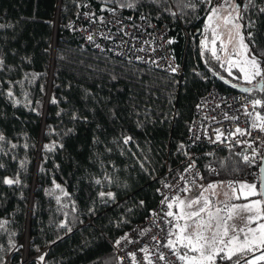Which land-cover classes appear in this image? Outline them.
Returning a JSON list of instances; mask_svg holds the SVG:
<instances>
[{
    "label": "trees",
    "instance_id": "trees-1",
    "mask_svg": "<svg viewBox=\"0 0 264 264\" xmlns=\"http://www.w3.org/2000/svg\"><path fill=\"white\" fill-rule=\"evenodd\" d=\"M82 2L0 0V133L5 137L0 221L6 222L0 228V264H22L24 254L26 264H116L114 240L157 204L159 177L185 158L199 94L212 83L235 89L221 76L244 83L214 58L201 56L207 5L197 2L181 14L178 0H95L133 2L136 7L128 9L165 23L172 53L183 64L178 78L81 45L69 23ZM247 2L240 5L241 33L252 47L251 31L264 49V14L244 10ZM255 2L264 7V0ZM168 7L175 18L164 11ZM251 95L264 98V92ZM125 136L132 137L127 144ZM241 153L240 148L215 152L210 163L220 171L208 174L204 166L203 180L249 178L254 165L244 163ZM4 178L20 183L9 186ZM100 192H111L114 199L101 198ZM61 222L71 231L60 228ZM40 252L42 263L35 259Z\"/></svg>",
    "mask_w": 264,
    "mask_h": 264
},
{
    "label": "built area",
    "instance_id": "built-area-1",
    "mask_svg": "<svg viewBox=\"0 0 264 264\" xmlns=\"http://www.w3.org/2000/svg\"><path fill=\"white\" fill-rule=\"evenodd\" d=\"M108 9H115V11ZM142 16L145 19H141ZM101 18L103 19L101 20ZM69 26L83 46L150 69L173 74L178 78L183 75V64L176 60L171 44L167 43L171 37L166 24L145 13L119 7L116 4H97L95 0H83ZM89 35L93 37L91 41L87 39ZM146 41L147 43H145ZM140 49H144V51H140ZM138 56L140 59H137ZM171 68H177V71L172 72ZM253 99L264 101L262 97H254L237 89H222L216 83L210 84L206 91L199 94L186 134L185 158L174 168H167L159 177L157 204L149 210L143 219L133 221L114 240L113 249L116 264H133L129 253L136 254V264H147V261L144 260V253L140 251L145 247L152 253L153 264H180L168 249H161L152 239L155 236L161 243H166L168 239L169 224L167 222L171 220L164 214L170 201H165L164 204H161V201L166 196L173 197L178 193L179 195L183 193L180 189L186 185L185 181L181 180L182 175L188 182L187 187L191 190L201 180L204 166L208 174H217L220 167L210 163V159L220 149L240 148L241 156H251L252 149L248 147V144L251 143L252 147L256 148L263 156L264 132L253 129L251 127L252 117L244 115V106L247 105L248 111L252 112L253 116L256 112L264 116V107L252 108L251 100ZM226 114L230 118L238 117V119H225ZM237 127L245 129L250 135L229 136L228 133L235 132ZM216 129L224 132L221 141H216ZM193 162L195 163L194 168L190 172H185L184 169ZM253 165L254 167L249 170L248 174L249 177L256 179L259 173V160ZM164 184L174 187L165 188ZM142 231L143 235L140 234ZM126 233L133 242L122 240L120 245L116 246L115 241ZM159 251L165 253V260H159Z\"/></svg>",
    "mask_w": 264,
    "mask_h": 264
},
{
    "label": "snow or ice",
    "instance_id": "snow-or-ice-1",
    "mask_svg": "<svg viewBox=\"0 0 264 264\" xmlns=\"http://www.w3.org/2000/svg\"><path fill=\"white\" fill-rule=\"evenodd\" d=\"M111 2H116V0H111ZM153 2L166 4L168 0H153ZM197 2L210 6L204 26L205 39L201 40V56L203 57L206 51H211L212 58L220 64L221 68H224L228 72L230 77L244 82L243 84L233 83L231 85L233 88H239L240 92L248 94L256 91L264 92V49L256 46L255 38L251 31L248 32L247 38L251 42L252 47L249 46V43L245 42V36L241 33L242 25L239 22L243 19L241 6L235 3V0H224V3L217 5H213L212 0H196V2L194 0H178L177 9L183 14V10L186 8L195 9ZM119 7L134 8L136 4L127 2L120 4ZM249 8H257L258 12L264 14V7L257 6L255 0H248L247 4L244 5V10H248ZM108 10L115 11V9ZM164 11L174 18L177 15L170 7L164 8ZM141 19H145V17L142 16ZM213 22H215V26H213ZM0 27H3V25H0ZM209 31L211 32V48H209V38L207 35ZM225 34L227 35L226 41L223 38ZM87 39L91 41L93 37L89 35ZM217 41H219V47H217ZM167 43L171 44L173 41L168 40ZM140 51H144V49H140ZM233 57L237 58L234 59ZM137 59H140V57L138 56ZM2 66L3 60L0 59V67ZM233 68L238 69L240 75H234L232 72ZM170 70L175 72L177 68H171ZM220 78L224 79L222 76ZM225 83H230V81L225 80ZM7 95L12 97V91L9 90ZM52 103H56V100L53 99ZM251 105L253 109L264 107V101L253 99L251 100ZM244 115L252 117L251 127L253 129H259L261 132H264V116L259 112H256L253 116V113L248 111L247 105L244 106ZM77 118L75 115L73 116V119ZM225 119H238V117L230 118L226 114ZM258 121L259 123H257ZM215 132L216 141H221L224 132L220 129H216ZM237 134L241 136L250 135L245 129L239 127L235 129V132L228 133L229 136ZM3 140H5V137L0 133V141ZM131 140L132 137L130 136L124 137L125 144ZM237 142L239 143L240 141ZM11 147L15 148L16 145L13 144ZM44 147L45 150L50 151L54 148V145H45ZM248 147L252 149V155H242L241 159L249 165L256 164L257 160H259V189L257 190L256 184L247 183H240L239 189L241 191L247 190L244 192L245 198L257 195L264 198V156H261L257 149L252 147L251 143L248 144ZM181 148H183V145H181ZM194 166L195 163L193 162L184 171L190 172ZM197 175L199 174L197 173ZM181 180L185 181L186 186L180 189V191H189L190 189L187 187L188 182L183 175L181 176ZM2 182L11 186L19 184L20 180L18 178H4ZM96 183L99 184L101 181L97 180ZM164 187L172 188L174 186L164 184ZM216 187V184L211 183L206 188L202 186L200 196L192 200L181 199L179 193L173 197L166 196L161 201V204H164L165 201L170 202L167 204L169 211L164 215L172 217L175 223L172 221L167 222L169 224V231L166 243H161L155 236L152 239L156 241L161 249H168L169 253L174 255L180 264H264V199L253 200L244 205H229L224 202L223 208L215 207L213 210L212 202L205 193L212 191L214 195ZM55 188L60 189L65 196L68 195L59 184H55ZM228 188L232 190L234 199H240V196L236 195L237 188L233 182L228 183ZM99 196L101 198L106 196L108 199H114V194L111 192H100ZM59 199L57 197L58 202ZM201 201H203L202 204ZM174 206L178 209V212L174 213L172 211ZM73 210H75L74 206ZM89 211L91 212L92 209H89ZM238 211L249 213L246 229L243 227L236 229L234 226H229V220ZM222 212H226L227 215H222ZM5 223V221H0V228ZM59 227L68 228V225L66 222H61ZM68 231H71V228H68ZM140 234L143 235L144 232L142 231ZM122 240H128L129 243L133 242L126 233L115 241V245L119 246ZM140 251L144 253V260L147 261V264H153L151 259L152 253L149 249L145 247L140 249ZM128 255L132 258L133 264H136V254L129 253ZM158 258L162 261L165 260V253L159 251ZM39 259L43 261L44 257L41 256Z\"/></svg>",
    "mask_w": 264,
    "mask_h": 264
},
{
    "label": "rangeland",
    "instance_id": "rangeland-1",
    "mask_svg": "<svg viewBox=\"0 0 264 264\" xmlns=\"http://www.w3.org/2000/svg\"><path fill=\"white\" fill-rule=\"evenodd\" d=\"M222 3H224V0H214V1H212L213 5L222 4ZM235 3H237V0H235ZM209 7L210 6H208V8ZM207 14H208V12H207ZM207 14L205 16L204 26H205V23H206ZM213 26H215V22H213ZM222 30H223V28H222ZM207 35H208V38H209V48H211V42H210L211 41V32L209 31L207 33ZM223 38L226 41L227 40V35L225 34V36ZM203 39H205V28H203V33H202V35L200 37V44H201V40H203ZM217 47H219V41H217ZM230 51H231V49H230ZM205 53H206L207 56L212 58L211 51H206ZM233 58L236 59L237 57H233ZM232 72H233L234 75H240L238 69H236V68H233ZM226 73L228 74L227 71H226ZM248 177H249V174H248ZM229 182H233L236 185V188H237L236 195L240 196V199H234L233 198L232 190L230 188H228V183ZM210 183L217 185V187L214 190V193H215L214 195L212 194V191H210L208 193H205V195L209 196V198H210V200L212 202L213 210L215 209V207L223 208V203L224 202L228 203L229 205H231V204L244 205V204L250 203L253 200L262 199L258 195L257 196H250V197L245 198L244 197V192H246L247 190L241 191L239 189V184L240 183H247V184H256L257 190H258L259 189V184H257L256 179H253V178L249 177V178H238V179L233 180V181L217 180V181H209V182H207V181L203 180V175L201 177V180L198 183H196L191 190L186 191L180 198L181 199H187V200L195 199V198L200 196V193L202 191V186L206 188L207 185L210 184ZM226 193H227V195H226ZM202 203H203V201H201V204ZM193 210H196V209H193ZM168 211H169V209H167L166 213ZM172 211L175 213V212H178V209L176 207H174L172 209ZM221 214L222 215H227L226 212H222ZM248 215H249V213L246 212V211H238L237 213H235L233 215L232 219L229 220V222H228L229 226L230 227L234 226L236 229H239L241 227L246 229L247 226H248L247 225V217H248ZM169 218H170V220L173 223H175V220L172 217H169ZM181 223H183V221H181ZM23 244L25 246V242H23ZM41 256H43V257L45 256L44 252H40L38 255L35 256V259L37 260L38 263H42L43 262V261H41L39 259V257H41Z\"/></svg>",
    "mask_w": 264,
    "mask_h": 264
},
{
    "label": "water",
    "instance_id": "water-1",
    "mask_svg": "<svg viewBox=\"0 0 264 264\" xmlns=\"http://www.w3.org/2000/svg\"><path fill=\"white\" fill-rule=\"evenodd\" d=\"M237 4L242 5V0H237ZM225 80L226 79H223L224 83H225ZM225 84L231 86L233 83L230 82V83H225ZM235 89L239 90V88H235ZM263 156H264V153H263ZM262 199H264V198H262ZM24 247H25V249L27 247V232H26V236H25V246ZM26 262H28V259L26 257V254H24V259H23L22 264H26Z\"/></svg>",
    "mask_w": 264,
    "mask_h": 264
},
{
    "label": "crops",
    "instance_id": "crops-1",
    "mask_svg": "<svg viewBox=\"0 0 264 264\" xmlns=\"http://www.w3.org/2000/svg\"><path fill=\"white\" fill-rule=\"evenodd\" d=\"M185 192L181 193L180 197L184 194Z\"/></svg>",
    "mask_w": 264,
    "mask_h": 264
},
{
    "label": "bare ground",
    "instance_id": "bare-ground-1",
    "mask_svg": "<svg viewBox=\"0 0 264 264\" xmlns=\"http://www.w3.org/2000/svg\"><path fill=\"white\" fill-rule=\"evenodd\" d=\"M177 3V2H176Z\"/></svg>",
    "mask_w": 264,
    "mask_h": 264
}]
</instances>
